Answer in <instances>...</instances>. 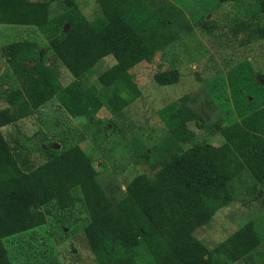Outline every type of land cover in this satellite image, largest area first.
Returning <instances> with one entry per match:
<instances>
[{
	"label": "rangeland",
	"instance_id": "1",
	"mask_svg": "<svg viewBox=\"0 0 264 264\" xmlns=\"http://www.w3.org/2000/svg\"><path fill=\"white\" fill-rule=\"evenodd\" d=\"M30 1L46 3L49 21L58 22L52 32L60 35L67 27L62 21L66 12L87 20L99 16L96 0ZM142 2L152 16L166 21L162 30L174 38L127 68V79L138 94H130L120 109L112 108L124 81L108 87L96 82V75L115 63L106 55L83 78L105 94L108 105L72 117L54 96L44 101L33 97L29 114L0 126L21 171L43 163L52 152L77 146L103 189L117 199L126 198L132 178L148 180L164 160L206 144L219 145L225 139L218 126L264 105V38L249 35V30L264 27V0ZM22 54H35L45 62L56 89L73 80L40 27L0 21V109L6 107L5 94L20 87L9 58ZM156 74L168 76L171 83H157ZM231 148L234 151V144ZM226 187L229 202L216 207L192 238L211 252L221 242L228 245L229 237L251 221L259 242L230 264H264V182H257L247 169H234ZM72 195L69 208L57 209L49 202L41 207L42 224L2 238L10 264H96L83 236L88 217L79 190L73 188ZM159 240L170 243L165 236ZM131 251L137 264H155L141 240Z\"/></svg>",
	"mask_w": 264,
	"mask_h": 264
},
{
	"label": "trees",
	"instance_id": "2",
	"mask_svg": "<svg viewBox=\"0 0 264 264\" xmlns=\"http://www.w3.org/2000/svg\"><path fill=\"white\" fill-rule=\"evenodd\" d=\"M96 3L99 16L92 20L74 12L63 14L67 27L60 35L58 30L52 32L58 22L49 21L45 2L0 0V21L40 27L49 48L73 77L56 89L52 71L35 54L9 58L20 87L5 94L0 126L29 114L28 101L33 97L44 101L54 96L72 117L93 112L102 103L108 105L105 94L83 78L106 55L115 63L99 72L96 82L108 87L124 81L120 99L111 104L112 108L120 109L130 94H138L127 79V68L174 37L162 30L166 21L146 11L142 0ZM249 35L264 38V27L249 30ZM22 47L27 51L28 43ZM154 79L159 84L171 83L166 75L156 74ZM217 131L224 142L203 145L195 152L188 149L162 161L150 179L132 178L127 185L128 196L120 199L98 183L94 168L79 147L52 152L46 161L24 172L0 133V264H10L2 238L42 224L41 207L49 202L57 209L72 206L73 188L79 190L88 217L82 231L88 248L96 255V264H137L131 248L140 240L155 264H230L243 258L259 242L251 221L229 237L228 245L221 242L211 252H206L192 233L208 222L216 207L229 202L226 184L234 169H247L257 182H264V105L238 121L218 126ZM160 236L170 243L163 244Z\"/></svg>",
	"mask_w": 264,
	"mask_h": 264
},
{
	"label": "water",
	"instance_id": "3",
	"mask_svg": "<svg viewBox=\"0 0 264 264\" xmlns=\"http://www.w3.org/2000/svg\"><path fill=\"white\" fill-rule=\"evenodd\" d=\"M55 147H57L56 144H55Z\"/></svg>",
	"mask_w": 264,
	"mask_h": 264
}]
</instances>
